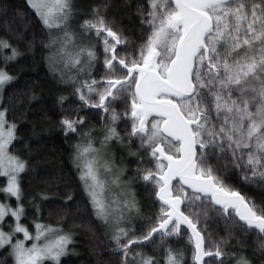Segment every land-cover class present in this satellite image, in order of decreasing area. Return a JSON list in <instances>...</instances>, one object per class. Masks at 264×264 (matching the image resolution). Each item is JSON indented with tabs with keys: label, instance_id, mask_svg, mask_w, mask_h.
<instances>
[{
	"label": "snow or ice",
	"instance_id": "snow-or-ice-1",
	"mask_svg": "<svg viewBox=\"0 0 264 264\" xmlns=\"http://www.w3.org/2000/svg\"><path fill=\"white\" fill-rule=\"evenodd\" d=\"M0 264H264V0H0Z\"/></svg>",
	"mask_w": 264,
	"mask_h": 264
},
{
	"label": "trees",
	"instance_id": "trees-1",
	"mask_svg": "<svg viewBox=\"0 0 264 264\" xmlns=\"http://www.w3.org/2000/svg\"><path fill=\"white\" fill-rule=\"evenodd\" d=\"M16 3L18 4H23L24 0H15ZM84 2H86V0H84ZM41 71H44L43 69H41ZM33 75H35L33 73ZM49 146L51 147V145L55 144L57 146H59L61 144V139L57 136V135H53L51 138H49L48 140ZM46 167L49 170L52 169H65L67 170V168L69 167L67 159H66V155L62 156L61 154H56L54 157H51L48 164L46 165ZM47 214V213H46ZM80 213H75V216H79ZM50 222H52L55 225V217H51L50 218ZM75 223L77 225H80V221L76 220ZM72 225L69 224V227H71ZM74 231L81 233V236H78L79 239H83V234L86 233V229L83 226H78V227H74L73 228Z\"/></svg>",
	"mask_w": 264,
	"mask_h": 264
}]
</instances>
